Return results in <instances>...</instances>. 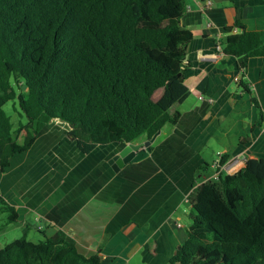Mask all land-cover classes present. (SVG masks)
<instances>
[{
    "label": "trees",
    "instance_id": "1",
    "mask_svg": "<svg viewBox=\"0 0 264 264\" xmlns=\"http://www.w3.org/2000/svg\"><path fill=\"white\" fill-rule=\"evenodd\" d=\"M185 7L186 0H0V174L53 121L84 153L174 126L189 93ZM225 30L222 53L237 58L245 87L248 57L264 55L261 33L239 19ZM15 99L25 122L14 128L3 106ZM187 202V237L169 264H264V158L246 157L239 170L203 180ZM0 205L17 221L1 196ZM0 264L103 263L58 230L0 247Z\"/></svg>",
    "mask_w": 264,
    "mask_h": 264
},
{
    "label": "crops",
    "instance_id": "2",
    "mask_svg": "<svg viewBox=\"0 0 264 264\" xmlns=\"http://www.w3.org/2000/svg\"><path fill=\"white\" fill-rule=\"evenodd\" d=\"M235 19L264 42V0H186L189 93L176 124L157 134L143 159L114 171L109 160L119 143L84 153L63 122L44 126L0 174V196L17 220L34 216L43 237L60 230L103 264H130L137 254L142 264H169L187 237V196L212 175L211 164L228 154L222 172L233 173L246 157L264 158V55L248 57L245 88L237 58L215 49Z\"/></svg>",
    "mask_w": 264,
    "mask_h": 264
},
{
    "label": "rangeland",
    "instance_id": "3",
    "mask_svg": "<svg viewBox=\"0 0 264 264\" xmlns=\"http://www.w3.org/2000/svg\"><path fill=\"white\" fill-rule=\"evenodd\" d=\"M3 108L6 113L11 117L14 128L17 126L19 121L22 123L25 122V117L18 107L17 99L6 102ZM122 146L123 143H119L116 147V151L118 152L122 148ZM216 157V153L210 151V159L212 160ZM223 173H225V171ZM28 216L29 217H27L25 220L18 219L14 222H8L7 213H4L1 210L0 205V247H3L4 245L12 242L14 239L22 236H25L27 239L34 242L43 239L42 233L38 231V227L40 226L41 222L39 220H35L34 216L32 215ZM140 258V254H137V256H134L130 259V264H142L140 263Z\"/></svg>",
    "mask_w": 264,
    "mask_h": 264
},
{
    "label": "water",
    "instance_id": "4",
    "mask_svg": "<svg viewBox=\"0 0 264 264\" xmlns=\"http://www.w3.org/2000/svg\"><path fill=\"white\" fill-rule=\"evenodd\" d=\"M158 133L159 132L154 134L150 139L142 142L123 143L122 148L109 160L113 170L117 171L127 163L136 162L146 157L151 150L150 145Z\"/></svg>",
    "mask_w": 264,
    "mask_h": 264
},
{
    "label": "built area",
    "instance_id": "5",
    "mask_svg": "<svg viewBox=\"0 0 264 264\" xmlns=\"http://www.w3.org/2000/svg\"><path fill=\"white\" fill-rule=\"evenodd\" d=\"M215 49H216L219 53H222V47H221V43H220L219 40H217V42H216ZM243 160H245V158H244ZM211 166H212V169H213V173H212V175H211L209 178H212V177H213V178H216V177L218 176V174H219L220 172H222L223 170L227 171V163H224L223 165L218 166V165H217V160H216V161H214V162L211 164ZM209 178H207V179H209Z\"/></svg>",
    "mask_w": 264,
    "mask_h": 264
}]
</instances>
